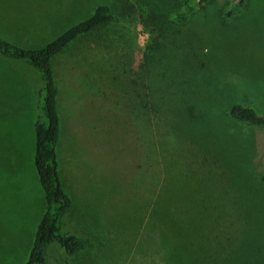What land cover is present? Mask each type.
Listing matches in <instances>:
<instances>
[{"label": "rangeland", "instance_id": "rangeland-1", "mask_svg": "<svg viewBox=\"0 0 264 264\" xmlns=\"http://www.w3.org/2000/svg\"><path fill=\"white\" fill-rule=\"evenodd\" d=\"M200 1L0 0V38L24 49L98 5L115 18L51 62L72 201L63 232L103 244L68 264H264V127L226 115L241 105L264 116V0L226 22L238 0ZM40 87L26 63L0 57V264L26 262L44 213ZM47 253L61 264L58 247Z\"/></svg>", "mask_w": 264, "mask_h": 264}, {"label": "trees", "instance_id": "trees-1", "mask_svg": "<svg viewBox=\"0 0 264 264\" xmlns=\"http://www.w3.org/2000/svg\"><path fill=\"white\" fill-rule=\"evenodd\" d=\"M203 1L201 0L199 3ZM243 1L238 0L226 12L223 21L226 22L231 15L237 14L241 10ZM200 8L203 9V6ZM177 19L183 22L185 16L179 14ZM114 20L110 7L102 4L98 5L87 19L63 31L40 49H24L0 39V57L26 63L38 73L41 82V87L37 91L39 115L34 123L33 167L43 192L45 210L37 224L24 264H47V252L53 245L61 251V256L58 257L61 264H68L80 252L91 251L103 246L101 241L93 236L80 237L63 232L64 218L71 211L72 201L63 189L58 173L56 144L59 140L60 120L57 110V89L51 62L75 40L94 30L108 26ZM226 115L247 126L264 127V116L258 115L250 107L232 105L228 107ZM190 133L199 139L204 132L193 123ZM129 144L133 145L131 142ZM129 152L132 155V149ZM124 166L126 163L120 164L119 170ZM117 174L120 175L118 171ZM258 179L264 183V173H261ZM117 204L120 203L117 202ZM175 263H179V261L176 260Z\"/></svg>", "mask_w": 264, "mask_h": 264}, {"label": "crops", "instance_id": "crops-1", "mask_svg": "<svg viewBox=\"0 0 264 264\" xmlns=\"http://www.w3.org/2000/svg\"><path fill=\"white\" fill-rule=\"evenodd\" d=\"M95 9V8H94ZM66 12V11H65ZM64 12V13H65ZM93 12V11H92ZM92 14V13H91ZM57 24V22L53 23V25ZM52 25V26H53ZM51 26V27H52ZM61 34V28L59 27L58 30H54L51 34L47 35V36H42V37H38V42H39V45H32L30 47V49H40L42 48L43 44H48L49 42H51L52 40H54L56 37H58L59 35ZM4 38V37H3ZM1 39V38H0ZM7 39V38H6ZM2 40H5V39H2ZM8 40V39H7ZM6 41V40H5ZM8 42V41H7ZM10 43V42H9ZM44 45V46H45ZM23 48V47H22ZM35 170V169H34ZM59 173V172H58ZM60 178V177H59ZM61 180V179H60ZM38 181V180H37ZM39 184V183H38ZM64 189V188H63ZM65 190V189H64ZM66 191V190H65ZM42 192V190H41ZM67 192V191H66ZM42 195H43V192H42ZM43 202H44V210H45V201H44V197H43Z\"/></svg>", "mask_w": 264, "mask_h": 264}, {"label": "clouds", "instance_id": "clouds-1", "mask_svg": "<svg viewBox=\"0 0 264 264\" xmlns=\"http://www.w3.org/2000/svg\"><path fill=\"white\" fill-rule=\"evenodd\" d=\"M147 39H148V34L146 33V34H145V40H147Z\"/></svg>", "mask_w": 264, "mask_h": 264}]
</instances>
